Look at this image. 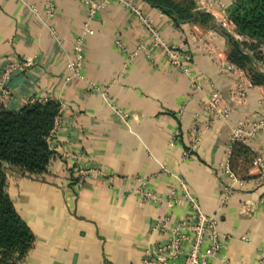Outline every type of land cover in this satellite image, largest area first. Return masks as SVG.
Masks as SVG:
<instances>
[{"label": "crops", "instance_id": "obj_1", "mask_svg": "<svg viewBox=\"0 0 264 264\" xmlns=\"http://www.w3.org/2000/svg\"><path fill=\"white\" fill-rule=\"evenodd\" d=\"M48 1L56 11L51 19L45 13ZM128 1L163 41L189 55L188 74L172 67L161 48L150 58L143 52L131 55L138 42L150 40L149 32L130 9L111 3L89 21L81 78L66 80L86 6L80 0H0V76L11 62L34 59L32 67L9 76L11 95L0 104L17 110L54 100L60 106L45 173L34 178L4 165L7 194L34 236L17 264H143L146 251L165 239L150 231L154 220L169 215L174 223L190 218L191 210L185 200L170 213L165 201H142L136 179L163 199L171 190L182 197L183 181L225 236L210 264H257L264 247V186L251 160L264 163V130L248 140V151L236 149L231 156L229 169L241 186H230L223 169L237 123L264 119V88L242 69L223 68L230 63L229 43L220 28L228 23L231 0H193L213 22L178 26L147 2ZM117 39L129 52L116 46ZM208 83L218 90L220 106L230 108L227 119L202 112ZM239 87L242 99L235 96ZM94 88L129 114L126 123ZM77 168L87 171L80 186Z\"/></svg>", "mask_w": 264, "mask_h": 264}, {"label": "trees", "instance_id": "obj_2", "mask_svg": "<svg viewBox=\"0 0 264 264\" xmlns=\"http://www.w3.org/2000/svg\"><path fill=\"white\" fill-rule=\"evenodd\" d=\"M143 1L167 15L175 26L213 22V16L197 8L193 0ZM227 16L228 23L220 28L229 43L227 59L242 69L252 84L264 88V0H235L228 7ZM59 112V103L54 100L33 101L17 110L0 104V264L19 263L34 242L33 233L7 194L4 165L40 178L53 155L50 139ZM240 148L249 150L241 142H234L229 165L233 152Z\"/></svg>", "mask_w": 264, "mask_h": 264}, {"label": "built area", "instance_id": "obj_3", "mask_svg": "<svg viewBox=\"0 0 264 264\" xmlns=\"http://www.w3.org/2000/svg\"><path fill=\"white\" fill-rule=\"evenodd\" d=\"M86 6V22L84 25L83 33L74 43L73 57L68 63L69 75L66 80L81 78L80 70L83 67L84 60V35H91L92 30L89 27V21L99 11L105 10L109 4L117 3L130 9L133 14L146 26L150 40L140 41L134 51L130 52L131 55H135L137 52H143L144 55L150 58L152 51L156 48H161L164 51V55L168 63L175 69L189 73V55L185 53L179 47L169 44L161 39L158 31L152 26L150 21L142 16V13L138 7H135L128 0H80ZM206 2H218L219 0H205ZM235 0H231L230 5ZM35 10V9H33ZM55 7L52 1H48L45 4V13L47 18L51 19L55 16ZM50 35L57 38L56 32L49 27ZM117 47L123 52H129L123 47L122 42L117 39L115 41ZM34 64V59L26 57L23 60H17L11 62L4 74L0 76V101L6 102L10 95V88L6 86V81L11 74L18 72L25 68H30ZM223 68L227 71H235L237 69L231 63H224ZM192 84L195 88H199V81L194 76L191 77ZM94 90L104 95V100L112 112L119 121L126 123L129 114L122 109L118 108L110 98H108L100 89L94 88ZM235 96L242 99L244 96V89L238 88L235 92ZM221 97L212 83H208V98L203 105L202 112L215 116L217 119H227L230 113L229 107H221ZM56 125V122H55ZM264 130V119L257 120H241L234 127L232 132L231 145L234 142H241L246 144L253 136L259 131ZM55 131L52 132L51 137ZM178 131L174 132V137L178 136ZM229 157L230 151L223 165L224 172L227 174L231 183L230 186L243 184L238 180L236 176L229 169ZM252 166L261 172L264 186V163L259 157H253ZM76 172V186H80L87 171L82 168L75 169ZM138 183L137 193L143 201H150L153 203H160L165 201L169 213L170 208L179 203L181 200H185L189 203L191 214L190 218L180 219L174 223H170L169 215H163L154 220L151 225L150 231L152 233L165 236L163 241H159L155 244L152 252L146 251V256L143 259V264H210V259L215 257L222 249L225 236L221 235L217 231V221L212 216H208L203 213L199 204L187 189L183 181L179 180V187L182 191V197L176 195L175 190H171L168 197L163 199L155 193L148 191L144 188L145 181L136 179ZM261 202L264 203V194L261 197ZM260 257L257 264H264V247L259 250ZM225 262V259H223Z\"/></svg>", "mask_w": 264, "mask_h": 264}, {"label": "rangeland", "instance_id": "obj_4", "mask_svg": "<svg viewBox=\"0 0 264 264\" xmlns=\"http://www.w3.org/2000/svg\"><path fill=\"white\" fill-rule=\"evenodd\" d=\"M262 71H264V68H261Z\"/></svg>", "mask_w": 264, "mask_h": 264}, {"label": "water", "instance_id": "obj_5", "mask_svg": "<svg viewBox=\"0 0 264 264\" xmlns=\"http://www.w3.org/2000/svg\"><path fill=\"white\" fill-rule=\"evenodd\" d=\"M150 252H152V250H150Z\"/></svg>", "mask_w": 264, "mask_h": 264}]
</instances>
